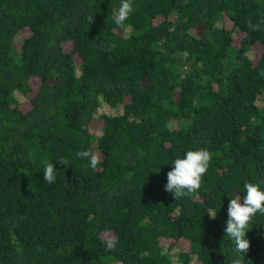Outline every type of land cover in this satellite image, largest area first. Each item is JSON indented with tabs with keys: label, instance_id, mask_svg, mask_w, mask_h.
<instances>
[{
	"label": "trees",
	"instance_id": "trees-1",
	"mask_svg": "<svg viewBox=\"0 0 264 264\" xmlns=\"http://www.w3.org/2000/svg\"><path fill=\"white\" fill-rule=\"evenodd\" d=\"M120 3L0 0V264L235 257L229 201L264 190V0H132L117 25ZM203 148L200 189L174 200L172 162ZM246 238L264 264V214Z\"/></svg>",
	"mask_w": 264,
	"mask_h": 264
},
{
	"label": "clouds",
	"instance_id": "clouds-1",
	"mask_svg": "<svg viewBox=\"0 0 264 264\" xmlns=\"http://www.w3.org/2000/svg\"><path fill=\"white\" fill-rule=\"evenodd\" d=\"M133 11L132 0H121L118 11L114 17L117 25L122 24ZM253 30H258L257 26L249 25ZM88 151L78 152L77 156L88 158ZM213 153L208 149L190 150L184 154L183 158H177L172 162L174 167L167 173V184L164 190L173 194L174 200L186 197L200 189L202 177L210 167ZM99 158L91 156L90 167L95 169L99 163ZM66 162L61 160L55 164L45 162L44 180L48 183H54L56 179V164L64 165ZM244 195L234 194L228 204V219L226 222L225 234L233 243L235 257L231 264H244L247 256L250 242L246 238L248 225L257 213L264 214V190H261L258 184L245 183ZM241 200L243 201L241 203ZM215 219V215H209ZM106 249L115 248L117 241L108 239L105 242Z\"/></svg>",
	"mask_w": 264,
	"mask_h": 264
},
{
	"label": "rangeland",
	"instance_id": "rangeland-1",
	"mask_svg": "<svg viewBox=\"0 0 264 264\" xmlns=\"http://www.w3.org/2000/svg\"><path fill=\"white\" fill-rule=\"evenodd\" d=\"M15 93H16V97L18 98V100L19 101H23V100H25L26 99V96L24 95V94H22L21 92H19V91H15ZM109 110V111H111V112H113V111H119L120 110V108L118 107V108H115V107H109V106H101V108H100V110ZM111 235V234H110ZM174 249H178V247H175Z\"/></svg>",
	"mask_w": 264,
	"mask_h": 264
}]
</instances>
